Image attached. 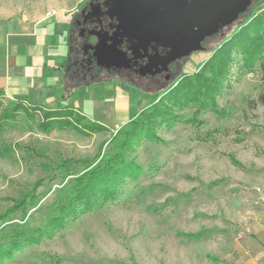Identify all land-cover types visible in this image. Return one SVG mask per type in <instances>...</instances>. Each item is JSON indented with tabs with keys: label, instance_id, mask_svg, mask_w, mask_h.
<instances>
[{
	"label": "rangeland",
	"instance_id": "1",
	"mask_svg": "<svg viewBox=\"0 0 264 264\" xmlns=\"http://www.w3.org/2000/svg\"><path fill=\"white\" fill-rule=\"evenodd\" d=\"M88 1L0 0V17L36 21L58 10L72 13L73 23ZM263 11L264 0L256 1L236 23L181 61L167 83L155 82L151 91L127 85L132 92L126 96L137 100L128 118L153 106L184 74L199 72L222 41ZM251 63L233 52L215 102L175 109L178 119L172 126L163 124L157 138L134 145L128 159L140 168L135 179L125 178L113 197L94 198L65 228L0 257V264H235L241 253L264 248V107L253 104L261 74L259 62ZM110 78L103 73L95 82ZM0 100L7 105L16 99L0 93ZM37 109L21 111L0 135V216L35 190L38 207L25 217L31 227L45 223L59 189L107 152V142L128 121L114 113L103 120L105 130L83 134L64 127L45 133L39 127L44 108ZM12 217L19 224L23 215Z\"/></svg>",
	"mask_w": 264,
	"mask_h": 264
},
{
	"label": "trees",
	"instance_id": "2",
	"mask_svg": "<svg viewBox=\"0 0 264 264\" xmlns=\"http://www.w3.org/2000/svg\"><path fill=\"white\" fill-rule=\"evenodd\" d=\"M264 11L260 15L252 16L250 20L237 27L230 37L222 41L212 51L210 58L203 64L199 72L184 74L176 85L166 90L153 106L144 109L116 135L107 142L109 152H100L96 159L88 164L80 174H73L57 194V199L50 206L45 223L39 227H31L25 217L29 211L38 207L35 190L25 193L14 200L8 211L0 216V257L9 258L14 251L26 245L37 243L42 237L65 228L70 221L77 218L83 207L93 204L96 197L111 198L118 186L125 178L135 179L141 173L129 155L134 145L144 138H157L156 130L166 124L172 126L178 119L175 109L182 110L191 102L207 107L215 102L216 96L222 91L229 76L233 61V52L238 50L246 56L251 66L253 61L259 62L261 74V90L256 106L264 107ZM253 33H256L253 35ZM111 79V78H110ZM31 104L27 109L23 102ZM37 108H44L43 121L39 124L43 132H50L56 128L70 127L83 133H93L105 130L107 127L92 121L69 106L55 109L45 108L27 100L9 101L4 105L0 100V135L7 124L13 123L21 111L36 112ZM102 151V149L100 150ZM235 163H237L234 160ZM41 184L37 183L35 188ZM21 212V223L16 224L13 215ZM31 216V215H30Z\"/></svg>",
	"mask_w": 264,
	"mask_h": 264
},
{
	"label": "crops",
	"instance_id": "3",
	"mask_svg": "<svg viewBox=\"0 0 264 264\" xmlns=\"http://www.w3.org/2000/svg\"><path fill=\"white\" fill-rule=\"evenodd\" d=\"M71 20L72 13L58 10L36 21L0 17V93L50 109L69 106L102 124L117 113L128 123L137 115L128 118L137 100L126 96L132 92L126 83L116 77L74 83L77 77H69ZM235 264H264V248L241 253Z\"/></svg>",
	"mask_w": 264,
	"mask_h": 264
},
{
	"label": "flooded vegetation",
	"instance_id": "4",
	"mask_svg": "<svg viewBox=\"0 0 264 264\" xmlns=\"http://www.w3.org/2000/svg\"><path fill=\"white\" fill-rule=\"evenodd\" d=\"M131 1L133 0H123L129 9ZM180 1V4H187L185 8L180 9V15L185 17L179 20L180 26L188 25L194 18L204 15L205 10L201 4L192 7V0ZM204 1L206 0H202ZM117 13L120 11H116L113 0H89L73 18L70 34L71 55L67 65L70 78L77 77L83 81L90 77L95 81L96 77L106 73L134 88L151 91L153 83L162 84L173 79L179 63L196 53L173 59V48L169 43L164 39H153V25L159 24L161 27L158 17L152 16V32L147 34L142 28L132 31L129 26L120 27V16ZM170 13L172 12L167 10L162 14L163 17H169ZM228 27L230 26L222 28L216 35ZM163 30L169 33L174 31L171 27ZM72 31L76 33L75 39ZM214 36L207 37L204 42ZM102 40L114 55L98 49Z\"/></svg>",
	"mask_w": 264,
	"mask_h": 264
},
{
	"label": "water",
	"instance_id": "5",
	"mask_svg": "<svg viewBox=\"0 0 264 264\" xmlns=\"http://www.w3.org/2000/svg\"><path fill=\"white\" fill-rule=\"evenodd\" d=\"M192 7L201 4L205 13L200 17L194 18L188 25L178 24L183 15H180V9L185 8V3L180 0H133L131 8L123 0H113L121 26H129L132 31L140 28L144 29L147 34L151 31L152 16L158 17L160 21L156 26L153 25V39H164L165 42L173 48V59L183 56H189L193 52L201 51L202 43L207 37L216 35L222 28L231 26L239 20L242 14L247 13L250 6L256 0H192ZM187 5V4H186ZM180 6V7H179ZM179 7V8H178ZM132 10V11H131ZM172 12L163 17L165 11ZM185 11V10H184ZM128 13V15H127ZM178 24V25H177ZM173 28L174 31L168 32L163 28ZM157 28V29H155ZM196 28V30H193ZM184 29V30H183ZM186 31V32H184ZM105 41L99 43L98 49L103 52L111 53V48L105 45ZM115 48V46H113ZM114 55V53H111Z\"/></svg>",
	"mask_w": 264,
	"mask_h": 264
},
{
	"label": "built area",
	"instance_id": "6",
	"mask_svg": "<svg viewBox=\"0 0 264 264\" xmlns=\"http://www.w3.org/2000/svg\"><path fill=\"white\" fill-rule=\"evenodd\" d=\"M55 13V11H53Z\"/></svg>",
	"mask_w": 264,
	"mask_h": 264
}]
</instances>
